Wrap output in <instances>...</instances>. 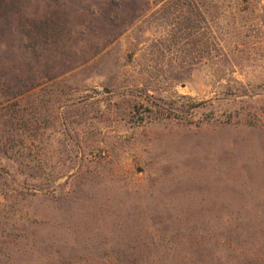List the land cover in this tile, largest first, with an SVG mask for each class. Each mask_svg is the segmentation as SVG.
Wrapping results in <instances>:
<instances>
[{
  "label": "rangeland",
  "instance_id": "374dc122",
  "mask_svg": "<svg viewBox=\"0 0 264 264\" xmlns=\"http://www.w3.org/2000/svg\"><path fill=\"white\" fill-rule=\"evenodd\" d=\"M9 1L0 264H264V0H212L191 62L170 0ZM176 92L208 120L134 122Z\"/></svg>",
  "mask_w": 264,
  "mask_h": 264
},
{
  "label": "trees",
  "instance_id": "16d2710c",
  "mask_svg": "<svg viewBox=\"0 0 264 264\" xmlns=\"http://www.w3.org/2000/svg\"><path fill=\"white\" fill-rule=\"evenodd\" d=\"M200 1V3H199ZM170 0L169 2L173 7H176L179 16L176 17L177 22L169 30L168 36L171 46H178L177 51L182 56L183 61L194 59L196 55L201 58L200 60L206 59L211 60L213 57L218 56L219 46L215 38L211 35L209 27H205L207 22V15L209 11V3L212 0ZM204 8V10H203ZM8 10H10L9 0H0V17H3ZM203 31H200L202 30ZM188 62V61H187ZM190 70V69H189ZM189 70L180 71L183 75H176L172 79L173 84L183 82V79L189 77ZM187 74V76H184ZM175 97V98H174ZM181 99V100H180ZM202 103L195 102L188 95H181L176 92L170 101L162 104L152 103L147 104L145 102H135L132 106L131 114L136 123H144L150 120H159L167 117L186 118L191 115L188 119L189 122L200 124L202 120H208L206 118L194 120L195 110L199 108ZM211 118V117H209ZM31 162L39 163L42 158L39 155L29 156ZM16 158H14V161ZM43 174L40 169L31 171L30 175ZM25 192V191H24Z\"/></svg>",
  "mask_w": 264,
  "mask_h": 264
}]
</instances>
